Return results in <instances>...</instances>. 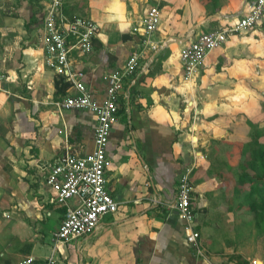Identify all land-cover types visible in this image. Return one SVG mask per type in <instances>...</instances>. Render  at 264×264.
Wrapping results in <instances>:
<instances>
[{"label":"crops","instance_id":"0c3cea01","mask_svg":"<svg viewBox=\"0 0 264 264\" xmlns=\"http://www.w3.org/2000/svg\"><path fill=\"white\" fill-rule=\"evenodd\" d=\"M45 1L19 0L15 12L0 13V264L50 255L65 208L50 202L45 178L66 145L78 157L93 150L96 116L59 108L76 92L43 64ZM154 6L160 21L145 44L133 30ZM245 8L246 0L64 1L66 16L99 26L89 54L71 53L97 104L105 101L106 77L131 53L143 57L123 80L106 148V189L118 210L60 246L59 264H264V228L249 207L241 159L253 125L264 144V16L211 51L193 82L184 81L180 62L184 45ZM187 170L203 256L187 243L173 208ZM24 229L33 232L26 237Z\"/></svg>","mask_w":264,"mask_h":264},{"label":"built area","instance_id":"2783aa9c","mask_svg":"<svg viewBox=\"0 0 264 264\" xmlns=\"http://www.w3.org/2000/svg\"><path fill=\"white\" fill-rule=\"evenodd\" d=\"M65 0H46L43 8V29L39 38L43 64L56 76L71 84L76 94L58 104L64 110H84L96 116L93 135V150L85 157L71 152L69 145L65 152L50 167L45 178L49 188L50 202L64 207L65 212L57 231L53 235L50 255L37 262L27 257L18 264H59L54 258L59 247L67 245L79 237L96 231L104 215L118 210L106 189L105 171L108 167L106 148L112 126L117 122L118 99L123 89V80L136 74L143 57L142 52H133L121 70L106 77V98L97 104L82 82L83 73L75 68L71 53L87 55L92 51V42L99 32V26L91 19L63 13ZM264 16V0H246V8L232 23L216 30L200 34L188 42L180 52V62L184 81L195 80L204 65L206 56L234 35L246 34L259 25ZM160 21V10L151 7L142 23L133 32L148 44V36L156 31ZM151 49H155L153 44ZM192 186L189 170L179 178L177 199L173 205L178 217L185 222L184 236L199 256H203L197 240L198 232L192 230L194 212L191 207ZM256 264V260L251 262Z\"/></svg>","mask_w":264,"mask_h":264},{"label":"trees","instance_id":"16d2710c","mask_svg":"<svg viewBox=\"0 0 264 264\" xmlns=\"http://www.w3.org/2000/svg\"><path fill=\"white\" fill-rule=\"evenodd\" d=\"M262 107L264 110V103ZM262 134L259 127L253 125L250 142L241 148V159L242 184H248L249 207L255 212L257 223L264 228V144L259 142Z\"/></svg>","mask_w":264,"mask_h":264},{"label":"rangeland","instance_id":"374dc122","mask_svg":"<svg viewBox=\"0 0 264 264\" xmlns=\"http://www.w3.org/2000/svg\"><path fill=\"white\" fill-rule=\"evenodd\" d=\"M19 0H0V13L2 14H9V12H15L12 10V8H16L17 4H18ZM28 1H34V0H28ZM17 9V8H16ZM261 32L264 35V26H262L261 28ZM263 96V95H262ZM244 97V95L240 96L239 98ZM239 98H237V100H239ZM245 98V97H244ZM49 225L47 227H52L54 224L51 222V219L48 220ZM27 228V225H26ZM33 231L28 229L25 230L24 229V235L26 237H29L31 235ZM45 235L47 236V239H51L50 233L45 232ZM49 255V254H48Z\"/></svg>","mask_w":264,"mask_h":264}]
</instances>
